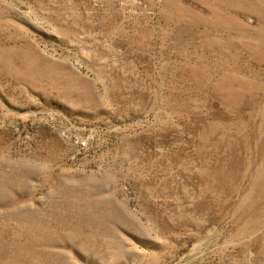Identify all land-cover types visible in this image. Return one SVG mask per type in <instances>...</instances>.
I'll list each match as a JSON object with an SVG mask.
<instances>
[{"label": "rangeland", "instance_id": "obj_1", "mask_svg": "<svg viewBox=\"0 0 264 264\" xmlns=\"http://www.w3.org/2000/svg\"><path fill=\"white\" fill-rule=\"evenodd\" d=\"M0 264H264V0H0Z\"/></svg>", "mask_w": 264, "mask_h": 264}]
</instances>
